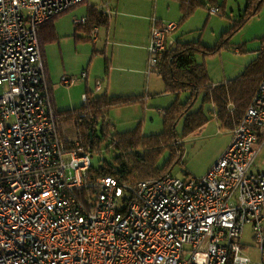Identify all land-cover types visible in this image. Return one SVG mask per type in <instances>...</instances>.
I'll return each mask as SVG.
<instances>
[{
	"label": "built area",
	"instance_id": "1",
	"mask_svg": "<svg viewBox=\"0 0 264 264\" xmlns=\"http://www.w3.org/2000/svg\"><path fill=\"white\" fill-rule=\"evenodd\" d=\"M85 1L0 0V264H264V173L252 171L264 146V71L204 176L133 185L91 176L89 148L60 130L38 41L43 23ZM149 20L147 75L159 74L178 26ZM246 225L258 260L245 254Z\"/></svg>",
	"mask_w": 264,
	"mask_h": 264
},
{
	"label": "rangeland",
	"instance_id": "2",
	"mask_svg": "<svg viewBox=\"0 0 264 264\" xmlns=\"http://www.w3.org/2000/svg\"><path fill=\"white\" fill-rule=\"evenodd\" d=\"M125 1L119 0L117 3L114 0L111 1L110 8L115 13L112 12L109 26L98 27L95 41L93 40L94 28H92L89 39H85L87 37L85 32L77 31L76 29L78 25L86 23V20L84 23H80V20L85 19L88 5L98 4L99 0H87L60 14L54 20L53 24L57 39L49 42L45 41L41 43V47L44 48L47 61L50 94L57 108L80 107L87 102V100H84V95H87V92L96 95H102L106 92L105 87L108 83L106 80V57L111 59L109 77L113 78L112 88L115 89H109L110 97L113 96L112 93L114 91L121 93L136 89L139 93L141 92L140 94L158 97L156 102L164 108L175 99L174 95L164 91L163 82L155 72H151L150 76H147L148 51L146 48L149 42L148 44L146 43L147 45L144 49L145 60L143 64L139 61L140 56L143 54V51L138 47L142 42L141 21L120 16ZM222 1L219 0V2ZM152 2H155V0H151ZM176 6L177 11L171 7L169 13L171 19L178 23L181 14L178 10V5ZM251 9L253 10V3L247 8V0H225L224 14L221 12L220 15H210L207 8L201 7L186 21L181 23L178 30L176 28V31L174 30L169 35V39L173 41V38H175L182 42L200 40L205 46H213L224 32L230 31L234 23L238 22L246 11L248 13L251 12ZM77 20H79L78 23ZM139 33L140 40L137 36L131 38L133 34L138 35ZM228 34V48L214 55L203 56L201 53L196 55L197 61L205 64L209 77L213 82L222 81L224 78L231 80L238 77L262 49L264 44V0L257 13L249 16L238 30L231 31ZM127 56L134 57V59L132 60V58L130 59ZM138 66L139 68L143 66L142 74L138 71L131 72ZM84 73H88L86 74V79L81 77ZM148 77L153 85L149 90L150 92L147 89ZM133 78L137 80V83L129 81V79ZM64 79H68L69 83L64 84ZM97 82L101 83V88L98 91L96 89ZM156 84L160 87L159 92L156 90ZM109 86H111L110 82ZM156 92L157 94H155ZM188 95V92H182L179 100L185 101ZM201 105L200 95L191 111H197ZM123 108L125 109H122V111L114 109L109 114L111 122L108 119V123L112 125V128H110L108 140L110 139L112 145L117 141L113 137L115 133L132 129L139 122L142 125V133L145 135L157 134L162 131V115L164 111H159L158 113L157 108H150L151 111L148 113L150 117L145 125L141 107L139 112L134 111V106H125ZM203 108L209 115L210 120L202 128L182 139L184 149L182 162L177 164L171 172L175 177L200 178L204 176L231 142V132L233 130L228 127H222L212 116L211 111L214 107L211 104H206ZM81 115H83V112H78L76 118ZM60 130L65 133V136H68L66 134L69 131L68 127H61ZM176 131L178 134L181 133L182 121L177 124ZM111 156L112 153L106 150V143L102 142L92 152L91 164L93 167L98 168L102 163L100 159L111 160ZM165 158L166 156L163 157V159ZM252 171L264 173V146L254 162ZM242 241L249 245L246 247L245 254L252 260H258L259 250L251 236V227L249 225L244 227Z\"/></svg>",
	"mask_w": 264,
	"mask_h": 264
},
{
	"label": "trees",
	"instance_id": "3",
	"mask_svg": "<svg viewBox=\"0 0 264 264\" xmlns=\"http://www.w3.org/2000/svg\"><path fill=\"white\" fill-rule=\"evenodd\" d=\"M106 0H101V3ZM178 3L180 19L178 26L192 16L201 7L208 10L218 7L225 10V0H173ZM263 0H247V8L253 3V10L246 13L235 22L230 31L224 32L213 46H205L199 40L182 42L173 41L163 53V62L159 75L164 91L175 96L162 115L163 129L160 133L145 135L139 122L134 128L115 133L117 140L114 145L108 140L110 128L108 119L112 110L129 106L133 103H143L141 96H114L106 93L94 96L87 92L85 105L66 110H56L61 127H68L67 138L80 139L85 149L92 153L100 143H106L107 152L112 153L111 160L100 159L98 168L91 166V176L112 177L119 185L135 184L141 180H153L171 173L173 168L181 163L183 157L182 139L202 128L210 120L203 106L211 104L214 108L212 116L222 125L233 130L241 121L264 71V48L253 59L245 70L235 79L221 83H213L204 63H199L196 55L203 56L220 53L229 46V34L238 30L249 16L257 13ZM252 7V6H251ZM58 17V16H57ZM53 18L38 28V41H54L57 34ZM85 24L81 29L90 38L92 28L109 26L111 18L107 12L99 10L97 4L88 5ZM80 26V25H78ZM106 75L109 73L110 59L105 58ZM182 92H188V98L180 101ZM201 95L202 105L197 111H191ZM78 112L83 115L77 116ZM182 121V131H176L177 124ZM99 131V134H98ZM65 134V133H64ZM260 138V134H258ZM166 156L165 159L163 157Z\"/></svg>",
	"mask_w": 264,
	"mask_h": 264
},
{
	"label": "crops",
	"instance_id": "4",
	"mask_svg": "<svg viewBox=\"0 0 264 264\" xmlns=\"http://www.w3.org/2000/svg\"><path fill=\"white\" fill-rule=\"evenodd\" d=\"M99 1L100 2L97 4L99 10H103L104 12H107V14H109L110 15V18H111L112 17L111 16L112 15V12L115 13V11H112V9L110 8L111 1L112 0H106L103 3H101V0H99ZM117 1H119V0H114V2H116V3H117ZM124 3L125 4H124V6H122L123 9H121L120 16H122L124 18H127V19H137V20H140L141 21V24H140L141 25L140 32H141V36H142V38H141L142 42L140 43V45H138V47L143 51V54L140 56V60H139L143 64V61L145 60V52H144L145 50L144 49H145V46L149 42V35H150V20H149V18L152 15H155L161 22H175V21H173V19H171V15L169 13V10L172 7L174 10L177 11V6L176 5H178V3L175 2V1H173V0H155V2H152V3H151V0H126ZM178 8H179V5H178ZM176 11H175V13H176ZM178 13H179V11H178ZM180 26L181 25H179L176 30H178V28ZM77 27H80L81 28V25L80 26H77ZM79 30H81V29H78L77 31H79ZM81 31H83V30H81ZM134 36H137L139 38V40H140V33L138 35L137 34H133L131 36V38H134ZM175 40H178V39L173 38V41H175ZM263 47H264V44H263ZM40 51H41L42 59L44 61V65H45V68H46V74H47L48 83H50V77H49V73H48V68H47V63H46L47 61H46V58H45L44 48L40 47ZM127 57L130 58V59L132 58V60L134 59V57H129V56H127ZM137 60H138V57H137ZM113 62H114V60H113ZM142 68H143V66L140 67V68L138 66V67H136V69H134V71H131V72H137L138 71L139 73L142 74ZM86 74H88V73H86ZM157 75L160 77L159 74H157ZM147 76H150V75H147ZM108 77H109V73H108V75H106V80L108 81V83H107V86L105 87V91H106L105 93L108 94L107 96H109L111 94L110 93V90H111L110 88H112V86H113V78L111 79V77H109V78ZM86 78H87V76H86ZM148 80H149V82H147V85H148V88L147 89L149 91L151 89V87H153V85L151 84V82H152L151 79L149 78ZM226 80H229V79L224 78L222 81H216V82H213L212 81V82L213 83H221V82H225ZM129 81H131V83H135V82L137 83V80L135 78L129 79ZM109 82H110L111 86H109ZM138 82H139V80H138ZM159 88H160L159 85L156 84V90H158L157 92H159ZM107 90H109V91H107ZM113 90H115V89H113ZM129 90H131V89H129ZM97 91H98V89H97ZM124 92H127V93H124ZM157 92L155 94H157ZM140 93H139V91H136V89H134V91H123L121 93H117V92L114 91V93H112L113 96H111V97L118 96V95L119 96H141L143 98V103L142 104H140V103H133V104H131L129 106L130 107L134 106V111L135 112H139L140 107H141V110L143 111V114H144L143 115V121H144V123L146 125V121L150 117L148 115L149 111H151L150 108H157L156 110L159 113V110L164 109V107H162V105H159L156 102V99H158V97L155 98L154 96H151L149 94L146 95V94H140ZM92 94L94 96H98V95H96L94 93H92ZM169 99H170V97H169ZM52 102H53V105H54V107H55L56 110H66V109H74V108H77V106H76V107H73V108L59 109V108H57L55 106L53 99H52ZM122 109H125V108L122 107V108H118L116 110L117 111H122ZM110 122H111V119H110ZM114 129H115V127H114ZM124 130H126V129H124ZM128 130H130V129H128ZM231 138H232V132H231Z\"/></svg>",
	"mask_w": 264,
	"mask_h": 264
}]
</instances>
